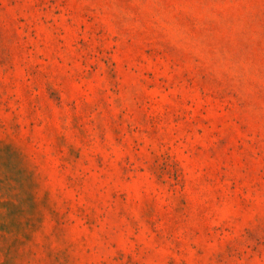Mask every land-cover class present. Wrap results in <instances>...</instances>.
<instances>
[{"label":"rangeland","instance_id":"rangeland-1","mask_svg":"<svg viewBox=\"0 0 264 264\" xmlns=\"http://www.w3.org/2000/svg\"><path fill=\"white\" fill-rule=\"evenodd\" d=\"M0 264H264V0H0Z\"/></svg>","mask_w":264,"mask_h":264}]
</instances>
